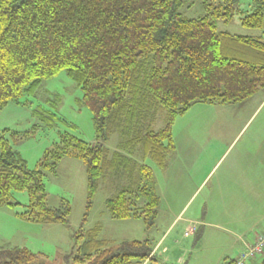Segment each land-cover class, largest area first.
I'll list each match as a JSON object with an SVG mask.
<instances>
[{
    "label": "trees",
    "instance_id": "1",
    "mask_svg": "<svg viewBox=\"0 0 264 264\" xmlns=\"http://www.w3.org/2000/svg\"><path fill=\"white\" fill-rule=\"evenodd\" d=\"M243 1L205 0L206 14L190 18L181 11L185 0H0V113L66 71L83 91L81 102L92 111L96 132L94 144L61 133L60 142L31 169L8 137L18 132L0 128V205L17 206L14 192L26 191L28 210L21 217L67 225L70 202L51 207L45 177L57 175L59 162L73 157L86 169V217L100 182L123 169L127 182L106 200L107 210L115 219H141L153 229L161 197L145 160L167 166L176 119L197 102H244L264 89V35L218 28V22L230 24L236 17L246 28H264V0H253L252 10H243ZM49 102L57 109L58 100ZM160 111L166 112L165 125L157 128ZM34 115L49 124H70L52 108ZM115 134L119 144L112 153L106 144ZM101 231L98 224L76 234L73 264L158 261V243L135 239L112 245ZM44 256L26 247H0V264H43L37 260ZM259 257L264 254L247 264H258Z\"/></svg>",
    "mask_w": 264,
    "mask_h": 264
},
{
    "label": "rangeland",
    "instance_id": "2",
    "mask_svg": "<svg viewBox=\"0 0 264 264\" xmlns=\"http://www.w3.org/2000/svg\"><path fill=\"white\" fill-rule=\"evenodd\" d=\"M204 1L185 0L181 11L190 18L203 16ZM253 4V0H244L241 6L252 10ZM218 28L234 34L264 35V28H246L238 17L230 24L218 22ZM82 98L83 91L62 71L44 80L36 94L23 95L1 111L0 128L18 132L17 137L10 133L8 137L31 169L46 151L55 148L61 133L71 132L96 143L93 114ZM55 99L57 109L49 102ZM42 107L46 112L56 110L72 125L41 121L34 111ZM165 117L166 112L160 111L157 128L165 125ZM173 141L175 148L165 168L145 160L153 169L161 197L153 229L147 230L141 219H115L109 214L106 200L127 182L123 169L100 182L86 217V169L81 160L66 157L59 162L57 175L46 173L45 184L51 207L70 202L69 223L42 224L21 217L18 213L28 210L29 196L26 191H16L12 201L18 202L17 206L0 205V247H26L44 254L37 260L43 264H73L76 234L99 224L100 237L112 245L135 239L161 241L158 261L148 264L175 263L180 255L189 264H224L236 259L245 250L244 241L264 229V89L244 102H197L174 122ZM118 144L119 135L115 134L106 146L113 153ZM135 158L142 160L139 155ZM188 225L187 232L193 233L186 236ZM259 258L261 264L264 258Z\"/></svg>",
    "mask_w": 264,
    "mask_h": 264
},
{
    "label": "built area",
    "instance_id": "3",
    "mask_svg": "<svg viewBox=\"0 0 264 264\" xmlns=\"http://www.w3.org/2000/svg\"><path fill=\"white\" fill-rule=\"evenodd\" d=\"M192 231L186 233L190 235ZM264 254V233L259 234L255 243L248 245L246 249L239 255L235 264H247V262L258 255Z\"/></svg>",
    "mask_w": 264,
    "mask_h": 264
},
{
    "label": "crops",
    "instance_id": "4",
    "mask_svg": "<svg viewBox=\"0 0 264 264\" xmlns=\"http://www.w3.org/2000/svg\"><path fill=\"white\" fill-rule=\"evenodd\" d=\"M263 163H264V162H263ZM263 169H264V167H263ZM247 187H248V186H247ZM251 187H252V185H249V188H251ZM180 215H181V214H180ZM180 215H179L176 219H178V218L180 217ZM188 223H189V221H188ZM190 226H191V225H190ZM190 226H189V225L187 226L186 232H187V230L190 229ZM261 232H264V229H263ZM261 232H259V233H261ZM259 233H256L252 239H250V240H248V241H244V243L246 244V247L254 242L256 236H257ZM249 241H252V242L250 243ZM160 244H161V241L156 245L155 250H157V252H158V250H161L162 245H160ZM246 247H245V248H246ZM177 260H178V262H181V263L184 262V259L181 257V255L178 257ZM232 260H235V259H232ZM232 260H231V259H228L227 261L224 262V264H230Z\"/></svg>",
    "mask_w": 264,
    "mask_h": 264
}]
</instances>
